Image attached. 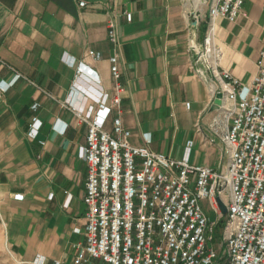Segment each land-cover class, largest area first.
I'll list each match as a JSON object with an SVG mask.
<instances>
[{"label": "crops", "instance_id": "0c3cea01", "mask_svg": "<svg viewBox=\"0 0 264 264\" xmlns=\"http://www.w3.org/2000/svg\"><path fill=\"white\" fill-rule=\"evenodd\" d=\"M79 1L0 0V54L24 75L0 98V234L11 264L13 257L73 264L74 245L86 242L88 164L78 150L86 144L88 125L68 105L88 102L75 81L113 91L115 46L108 36V0H86L85 6ZM117 8L132 16H119L124 91L106 129L121 116L131 143L179 159L193 140L191 163L224 168L226 145L211 129L219 84L211 71L209 79L200 76L187 49L192 36L205 38L209 4L117 0ZM243 9L247 16L235 21L217 18L216 44L222 50L219 70L250 85L264 42V0H245ZM80 62L83 75L77 78ZM13 75L8 67L0 69V80ZM35 118L42 126L32 139Z\"/></svg>", "mask_w": 264, "mask_h": 264}, {"label": "built area", "instance_id": "2783aa9c", "mask_svg": "<svg viewBox=\"0 0 264 264\" xmlns=\"http://www.w3.org/2000/svg\"><path fill=\"white\" fill-rule=\"evenodd\" d=\"M244 1L207 0L210 17L205 38L198 42L192 36L188 42L200 76L209 79L211 71L212 81L219 84L217 92L224 93L211 129L225 143L229 159L224 168L215 169L191 163L193 140H188L184 156L176 159L146 144L131 143L132 132L121 116L112 119L111 131L106 129L112 111L120 110L124 91L119 82V16L128 20L132 16L128 9L118 10L117 0H108V36L115 46L110 57L114 89L87 88L75 81L88 102L68 105L78 122L88 125L86 144L78 150L88 164L86 242L74 245L73 264H89L91 259L106 264H264V42L257 76L250 85L219 70L222 50L216 44L217 18L235 21L247 16ZM86 4L79 1L80 6ZM88 54L100 56L93 50ZM82 65H76L77 78L83 75ZM3 67L14 75L9 81L0 80V98L24 77L0 54ZM41 126L35 118L29 137L37 138ZM217 197L226 204L227 213ZM202 199H209L216 218L205 213ZM220 224L222 236L216 241ZM13 262L46 264L41 258L13 257Z\"/></svg>", "mask_w": 264, "mask_h": 264}, {"label": "rangeland", "instance_id": "374dc122", "mask_svg": "<svg viewBox=\"0 0 264 264\" xmlns=\"http://www.w3.org/2000/svg\"><path fill=\"white\" fill-rule=\"evenodd\" d=\"M201 1L203 0H195L196 5L199 7L201 4ZM192 3L194 4V0H192ZM207 5V4H206ZM195 180V177L193 176V181ZM205 213L211 217L216 218V213L211 207V204L209 202V199H202L200 201ZM216 241L221 238L222 236V225L220 224L216 231ZM11 257L9 250L4 245V241L2 240V236L0 234V264H11Z\"/></svg>", "mask_w": 264, "mask_h": 264}, {"label": "water", "instance_id": "95a60500", "mask_svg": "<svg viewBox=\"0 0 264 264\" xmlns=\"http://www.w3.org/2000/svg\"><path fill=\"white\" fill-rule=\"evenodd\" d=\"M223 97H224V93L222 91H218L216 93V98L214 100V107L217 108L219 107V105L223 102ZM217 201L221 207L222 212L225 214L227 213V206L226 204L219 198L217 197Z\"/></svg>", "mask_w": 264, "mask_h": 264}, {"label": "bare ground", "instance_id": "6f19581e", "mask_svg": "<svg viewBox=\"0 0 264 264\" xmlns=\"http://www.w3.org/2000/svg\"><path fill=\"white\" fill-rule=\"evenodd\" d=\"M206 1H207V0H203V1H201V4L203 5ZM200 6H201V5H200Z\"/></svg>", "mask_w": 264, "mask_h": 264}]
</instances>
